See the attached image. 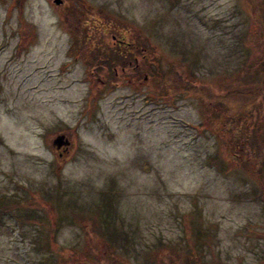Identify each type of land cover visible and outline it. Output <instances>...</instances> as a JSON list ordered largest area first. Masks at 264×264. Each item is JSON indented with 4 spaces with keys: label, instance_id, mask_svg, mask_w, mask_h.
<instances>
[{
    "label": "rangeland",
    "instance_id": "obj_1",
    "mask_svg": "<svg viewBox=\"0 0 264 264\" xmlns=\"http://www.w3.org/2000/svg\"><path fill=\"white\" fill-rule=\"evenodd\" d=\"M66 1L0 0V264H264V152L235 162L219 122L245 101L264 131L263 96H226L264 82V0ZM96 30L148 50L146 83L64 58Z\"/></svg>",
    "mask_w": 264,
    "mask_h": 264
},
{
    "label": "flooded vegetation",
    "instance_id": "obj_2",
    "mask_svg": "<svg viewBox=\"0 0 264 264\" xmlns=\"http://www.w3.org/2000/svg\"><path fill=\"white\" fill-rule=\"evenodd\" d=\"M66 5V0H61L60 4H56L60 9H64ZM109 31L102 33V35L97 30L92 35H87V31L83 32L79 36L81 37L80 44H69L66 46L64 58L69 57V54L77 51L79 53L75 52L77 60H90L91 62H89L92 66L89 74L101 88L107 85L118 87L124 82H127L128 85L146 83L152 72V61L148 50L143 46L135 44L134 40H128L122 33L115 34L109 33ZM108 34L111 37L112 44H106V38L103 39ZM89 39L92 40L91 44H86ZM73 47L74 49H72ZM66 67L69 68V65L65 64L64 71ZM67 137L70 143L56 149L60 157L67 154L73 146L72 140L69 136Z\"/></svg>",
    "mask_w": 264,
    "mask_h": 264
},
{
    "label": "trees",
    "instance_id": "obj_3",
    "mask_svg": "<svg viewBox=\"0 0 264 264\" xmlns=\"http://www.w3.org/2000/svg\"><path fill=\"white\" fill-rule=\"evenodd\" d=\"M250 4H251L252 13L250 12L249 14V17H250L249 21L253 25V28L261 29V31L264 34V8L258 7L253 3H250ZM250 34H252L251 29L247 31V35L250 36ZM244 39L245 37L243 38L242 41H244ZM257 42H259V40ZM243 43H244L245 49L248 50L249 46L246 45L245 42ZM259 44H261V42ZM263 46H264V35H263ZM263 57H264V52H263ZM262 70H263L262 75H264V58L262 60ZM158 78L164 83H166L167 85H170L171 88L174 89L173 90L174 93H176L179 90L187 89L191 87V85L185 82L186 81L185 78H183L182 76H178L175 72L173 73L171 72L165 78H162V76L159 75ZM183 81L185 83H183ZM235 89L240 90V93L236 92L237 90H234L232 92L227 91L226 96L228 97L229 96L238 97L237 95L241 97L247 96L249 97L250 100L251 98H257V97L260 98L261 96L264 97V82H261L260 84H255L252 86H247L246 89H243V88L241 89L235 88ZM200 93L201 95H203L202 91ZM246 105H247V102L245 101L241 105L240 104L235 105L231 110H229L231 112L230 117L226 109H223V114L221 115L220 120H219V122L222 120L221 121L222 130L224 129L223 128L224 124L226 125L229 123L231 124L230 129H224V131L231 133L229 137L231 138L232 141H230L229 143L233 145V151L236 150L238 152L237 154L233 152V154L231 155L232 159H234L235 162L236 161L238 162L240 160L253 161L256 157L259 156L261 151L264 152V131L261 134L262 128L261 127L257 128L258 126L257 123L259 120H257V122L254 121V123L252 124V129L254 130V133H250L247 126L244 124V120L246 117V110H245ZM256 107L257 106H255V108ZM246 123H249V122L247 121ZM226 140H229V139H226ZM222 142L224 143L223 140ZM245 152L247 153V155L245 154ZM216 158L212 160L219 159V157L218 159ZM220 159H223V157L221 156ZM263 160H264V157H263ZM196 235H197V238L195 237L196 240L200 241L199 243L200 246H203L202 241H201V236H203V233L201 232L200 229H197ZM189 246L191 247L190 243H189Z\"/></svg>",
    "mask_w": 264,
    "mask_h": 264
},
{
    "label": "water",
    "instance_id": "obj_4",
    "mask_svg": "<svg viewBox=\"0 0 264 264\" xmlns=\"http://www.w3.org/2000/svg\"><path fill=\"white\" fill-rule=\"evenodd\" d=\"M54 3L60 4L61 0H54ZM70 142L68 138L64 134H58L53 140L52 145L55 146L57 149L60 148L62 145H68Z\"/></svg>",
    "mask_w": 264,
    "mask_h": 264
}]
</instances>
